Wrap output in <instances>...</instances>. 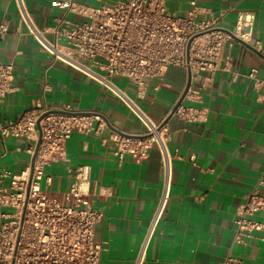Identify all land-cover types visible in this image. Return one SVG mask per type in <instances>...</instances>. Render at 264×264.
Listing matches in <instances>:
<instances>
[{"label":"crops","instance_id":"crops-1","mask_svg":"<svg viewBox=\"0 0 264 264\" xmlns=\"http://www.w3.org/2000/svg\"><path fill=\"white\" fill-rule=\"evenodd\" d=\"M40 28L56 25L59 19L88 18L54 6L53 1L25 0ZM92 7L116 0H75ZM196 1L214 14L227 9L224 26L233 30L240 12L255 15L251 44L261 41L264 55V0H166L168 9L186 15ZM0 61L14 64L15 89L0 102V122L17 120L23 112L46 101L57 108L84 113L89 129H75L66 141L64 160L45 166L41 187L63 197L71 188L70 173L89 165L93 205L104 211L95 225L102 241L101 264H133L149 219L162 189V160L157 144L148 157L135 162L126 153L120 160L111 147L116 132H139L143 125L127 105L108 88L70 65L57 61L29 32L21 20L15 0H0ZM52 38V34H47ZM233 72H202L191 81L200 98L186 96L183 103L206 109L204 122H191L176 114L166 122L173 155V179L168 210L148 250L145 264H223L228 255L248 264H264V227L246 243H234L237 207L264 177V103L257 99L254 81L247 74L254 68L264 78V58L235 40L227 47ZM134 93L135 85L115 78ZM189 80L185 68L171 66L163 77L149 80L140 105L156 121H165L180 99ZM25 137L0 136V171L15 172L31 166ZM264 192V185L260 186ZM264 224V212L254 215Z\"/></svg>","mask_w":264,"mask_h":264},{"label":"built area","instance_id":"built-area-1","mask_svg":"<svg viewBox=\"0 0 264 264\" xmlns=\"http://www.w3.org/2000/svg\"><path fill=\"white\" fill-rule=\"evenodd\" d=\"M15 1L29 32L50 53L51 65L62 61L108 88L143 125L139 132H116L113 144L106 141L114 154L122 160L128 153L141 163L153 144L158 145L162 189L133 263L145 264L150 243L169 207L174 157L168 145L167 123L154 120L138 99L146 94L149 80L163 77L171 66L185 68L191 73V81L202 72L235 73L232 55L226 49L235 40L251 44L255 15L240 12L234 29L227 30L224 26L227 9L214 14L196 1L182 15L170 11L166 0H116L97 7L63 0L52 4L88 19L62 18L53 27L40 28L26 1ZM7 30L8 23H0V32ZM252 45L262 49L259 40ZM247 76L254 81L257 99L264 103V78L256 68ZM118 77L131 81L135 85L134 93L120 86L115 80ZM14 89V64L0 61V102ZM187 95L200 98L191 86ZM84 113L90 112L57 108L43 99L17 120L0 122L3 140L14 136L33 141L28 149L33 170L31 164L20 172L9 168L0 171V264H101L103 243L95 237V225L104 219V211L92 202L89 165L70 170L74 181L63 197L50 194L40 184L46 165L66 159V141L72 132L89 129L90 123L81 119ZM174 114L191 122H204L208 118L206 109L187 106L183 101ZM261 185H264L263 176L235 211L234 243H246L255 237V231L264 227L254 218L255 214L264 212ZM223 264L248 263L228 255Z\"/></svg>","mask_w":264,"mask_h":264},{"label":"water","instance_id":"water-1","mask_svg":"<svg viewBox=\"0 0 264 264\" xmlns=\"http://www.w3.org/2000/svg\"><path fill=\"white\" fill-rule=\"evenodd\" d=\"M241 42H242L244 45H246L248 48L252 49V50L255 51L256 53H258L261 57L264 58V55H263V54H262L257 48H255L252 44L247 43V42H245V41H241ZM188 74H189V80H188V83H187V85H186V87H185V89H184V91H183V93H182L180 99H179L178 102L174 105L172 111L170 112V114L168 115V117L165 119L164 123H166V122L172 117V115L174 114V112L176 111V109L178 108V106L182 103V101H183V100L185 99V97H186V94H187V92H188V89H189L190 86H191V73L189 72ZM39 144H40V141H39V143H38V145H37V149H38V147H39ZM33 160H34V159H33ZM33 162H34V161H33ZM32 170H33V163H32Z\"/></svg>","mask_w":264,"mask_h":264},{"label":"rangeland","instance_id":"rangeland-1","mask_svg":"<svg viewBox=\"0 0 264 264\" xmlns=\"http://www.w3.org/2000/svg\"><path fill=\"white\" fill-rule=\"evenodd\" d=\"M124 79H126V78H124ZM116 81H117V80H116ZM117 82L119 83V81H117ZM119 85L121 86V83H119ZM6 210L9 211V212L13 211L12 208H7Z\"/></svg>","mask_w":264,"mask_h":264}]
</instances>
